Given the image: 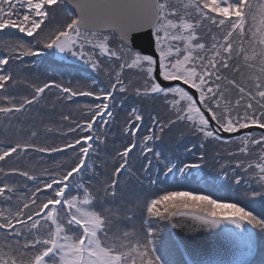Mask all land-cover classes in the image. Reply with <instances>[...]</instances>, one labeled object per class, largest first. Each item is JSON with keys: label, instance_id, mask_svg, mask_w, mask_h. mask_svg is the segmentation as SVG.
Returning <instances> with one entry per match:
<instances>
[{"label": "snow or ice", "instance_id": "obj_1", "mask_svg": "<svg viewBox=\"0 0 264 264\" xmlns=\"http://www.w3.org/2000/svg\"><path fill=\"white\" fill-rule=\"evenodd\" d=\"M48 54L103 79L32 74ZM0 116V264H177L189 240L157 236L178 217L243 264L264 249V0H0ZM30 154L67 159L38 174Z\"/></svg>", "mask_w": 264, "mask_h": 264}, {"label": "rangeland", "instance_id": "obj_2", "mask_svg": "<svg viewBox=\"0 0 264 264\" xmlns=\"http://www.w3.org/2000/svg\"><path fill=\"white\" fill-rule=\"evenodd\" d=\"M253 2L254 3H258L259 0H253ZM21 36H23V35H21ZM29 60L33 61L34 59L29 58ZM37 60H38V62H35L36 63V67L32 68L31 72L34 75L41 76V78L44 77V73L46 72V70L43 68L44 66H45V68H47V72H48L49 68L59 69V68H65L66 67L67 70L70 69L72 73L67 76L68 77L67 80H69V79H73L74 80V78H78L79 75H82V70L83 69H86L88 72L92 73L91 69H87L86 67L82 66L80 62L76 61L73 58H69L66 61V60H60L59 58H53L50 54H48V55H45L43 57L38 58ZM54 64L56 65V67H54ZM40 66H43V67H40ZM58 66H60V67H58ZM63 66H65V67H63ZM73 69L75 70V73H73ZM59 71L61 72L62 70H59ZM93 74H95V73H93ZM59 77H61V76H58V78ZM240 78L241 77L238 74L237 75V79H240ZM99 79H103V77H99ZM23 90H24V88L22 87V88H18L16 91L18 93H21V92H23ZM51 99H52V101L55 100V98L53 96L51 97ZM82 99H83L82 101L84 103L89 102V98H87V97H83ZM74 106L75 105H73L71 107H74ZM44 110H45V112H50L51 111V103L50 102L46 103ZM65 112H71L74 118L79 119V112H78V110H75V108H73L72 111L67 109V108H65ZM33 115H35V113H33ZM23 119H25V118L22 117L21 120H23ZM52 119L55 120L57 123H59V115H58V113L53 114L52 115ZM5 126H6V121L4 120V118L2 116H0V144L7 143L8 140L6 139V137L12 135L11 132L5 133V131H4V127ZM109 135L111 136V133H109ZM56 137H58V136L55 134V131H54V133L49 138L48 142L49 143H53V142L60 143V138L59 137L56 138ZM231 140H233V139H231ZM190 142H195V137L186 136L182 140V143H190ZM226 146H228V145H220V147H226ZM214 147H215V145L209 146V152L210 153H211V151H212V149ZM180 150L183 151L182 148ZM100 155H101V160H96V163L99 165L103 161V162L106 163V166L110 169L111 168V163H112V156L108 152H103ZM30 157H31L30 159H25L22 162L21 166L35 168L37 170L38 174L43 168L54 167L55 163H56V161L55 162H50L49 160L45 159L46 155L41 156L39 154H30ZM59 157H64V160L67 159V157H65V156L59 155ZM13 163H15V162L14 161H9V165H11ZM209 163L211 164V156L209 158ZM5 167L7 168L8 165H5ZM207 171L208 170L206 169L205 172H207ZM13 179L15 181L20 182L21 185L23 184V181L21 180V178L14 177ZM159 179H160V184H158L156 186L159 189H164V188L176 189V188L182 187L184 184H187L188 186H191L192 188L196 187L195 183L185 182L184 184H177L174 181L168 182V180H165L163 175H161L159 177ZM129 185H130V188H132L134 191L141 192V193H147V192L156 190L155 188H149L147 180H144L143 183L137 182L136 180H131V181H129ZM216 194L223 195L224 193H223V191H220L219 193H216ZM251 206L255 207L256 205H255V203H253ZM162 238L171 239V235H170V232H169V223H168V221H160L159 222V232H158V236H157V245L158 246L160 245V243L161 244L163 243ZM161 254L163 255V253H161ZM173 259L175 261H177V264H185L180 252H176L173 255ZM254 264H264V249L259 250L258 257L256 258V261L254 262Z\"/></svg>", "mask_w": 264, "mask_h": 264}, {"label": "water", "instance_id": "obj_3", "mask_svg": "<svg viewBox=\"0 0 264 264\" xmlns=\"http://www.w3.org/2000/svg\"><path fill=\"white\" fill-rule=\"evenodd\" d=\"M223 137H235L234 134L224 133ZM181 226H175L177 222ZM191 218L178 217L169 222L171 235L176 240H189L190 249L182 253L187 264H243L245 251L243 245L232 242L227 234H221L219 230L209 231L198 229L195 233H189L186 224H191ZM194 249V251H193ZM257 254V252H256ZM250 257L253 261L256 257Z\"/></svg>", "mask_w": 264, "mask_h": 264}, {"label": "trees", "instance_id": "obj_4", "mask_svg": "<svg viewBox=\"0 0 264 264\" xmlns=\"http://www.w3.org/2000/svg\"><path fill=\"white\" fill-rule=\"evenodd\" d=\"M13 31H15V30H13ZM21 35H23V34H21ZM40 58V57H39ZM32 59H34L33 61H35V62H38V58H32ZM40 67H43V66H40ZM54 67H56V65L54 64ZM58 67H60V66H58ZM63 67H65V66H63ZM46 71H47V68H45V66L43 67ZM66 68V67H65ZM65 68H59V69H52V68H49L48 69V72L49 73H53L54 74V76H55V78H57V79H64L66 82H67V76L69 75V74H71L72 72H71V70L69 69V70H67V68L65 69ZM64 69V70H63ZM59 70H62L61 72L59 71ZM82 75H84V76H91V77H96V78H98L99 79V77H97L95 74H93V73H91V72H88L86 69H83L82 70ZM58 76H61V77H59L58 78ZM42 78H44V77H42ZM23 87V85L22 86H20L19 88H22ZM49 95H51V94H49ZM54 97V96H53ZM55 98V97H54ZM83 97H79V98H77V100H78V103H80V104H84V102L82 101L83 99H82ZM73 108H75V110H77L76 109V106H74V107H70V108H67V109H69V110H71L72 111V109ZM64 111H65V109H63ZM15 123V122H14ZM53 127H54V131H55V125H53ZM56 138H58V137H56ZM235 138V137H234ZM234 138H225L226 140H231V139H234ZM45 159H47V160H49L50 162H63L64 161V157H59V155L58 154H53V157L52 158H49L47 155H46V157H45ZM170 181H172L171 179H168V182H170ZM174 182H176V181H174ZM177 183V182H176ZM185 183V182H184ZM184 183H182V184H184ZM178 184V183H177ZM189 188H192L191 186H188L187 184H184L182 187H179V188H176V189H179V190H185V189H189ZM259 254V253H258ZM257 257H258V255H257ZM256 257V258H257ZM256 261V259L254 260V262ZM254 262L252 263V264H254Z\"/></svg>", "mask_w": 264, "mask_h": 264}]
</instances>
